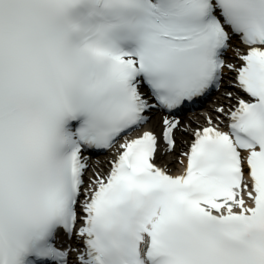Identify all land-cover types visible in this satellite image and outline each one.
Returning <instances> with one entry per match:
<instances>
[{
    "label": "snow or ice",
    "instance_id": "snow-or-ice-1",
    "mask_svg": "<svg viewBox=\"0 0 264 264\" xmlns=\"http://www.w3.org/2000/svg\"><path fill=\"white\" fill-rule=\"evenodd\" d=\"M0 264H264V0H0Z\"/></svg>",
    "mask_w": 264,
    "mask_h": 264
},
{
    "label": "bare ground",
    "instance_id": "bare-ground-1",
    "mask_svg": "<svg viewBox=\"0 0 264 264\" xmlns=\"http://www.w3.org/2000/svg\"><path fill=\"white\" fill-rule=\"evenodd\" d=\"M222 93L219 92L218 96L215 98V100L212 102L213 106L206 107L203 110L195 111L192 114L182 116L180 118L181 123L184 125L189 126L190 128H194L197 126H203L205 123V117L212 113V110L217 107L219 104L224 103ZM206 112V113H204ZM206 114V115H205ZM158 119V118H157ZM156 123V120H153V124ZM158 130V129H157ZM185 139H190V137H185ZM113 158V153H108L103 156H98L94 158H90V168L92 170H95L97 168H100L104 171H107L109 168V161ZM178 158L174 156H168L166 158V162L171 168L172 174L180 173L182 171V166L177 162ZM89 175H91V171L89 172Z\"/></svg>",
    "mask_w": 264,
    "mask_h": 264
}]
</instances>
